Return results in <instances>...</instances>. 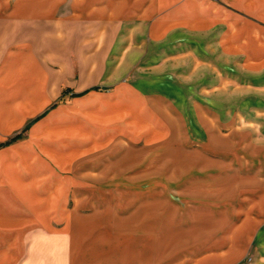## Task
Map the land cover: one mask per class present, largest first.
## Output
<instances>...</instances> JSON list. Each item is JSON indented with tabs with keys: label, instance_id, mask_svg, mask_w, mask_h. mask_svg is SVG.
Returning a JSON list of instances; mask_svg holds the SVG:
<instances>
[{
	"label": "crops",
	"instance_id": "1",
	"mask_svg": "<svg viewBox=\"0 0 264 264\" xmlns=\"http://www.w3.org/2000/svg\"><path fill=\"white\" fill-rule=\"evenodd\" d=\"M260 26L262 0H0V264H240L247 255L264 264V170L238 176L232 203L211 191L182 210L144 175H109V189L71 186L84 145L70 156L47 140L58 102L120 89L95 72L117 78L146 45L179 32H214L221 56L264 70Z\"/></svg>",
	"mask_w": 264,
	"mask_h": 264
},
{
	"label": "rangeland",
	"instance_id": "2",
	"mask_svg": "<svg viewBox=\"0 0 264 264\" xmlns=\"http://www.w3.org/2000/svg\"><path fill=\"white\" fill-rule=\"evenodd\" d=\"M256 41L264 45V39ZM220 50L214 32H179L146 45L142 62L139 58L132 70L118 71L115 80L110 71L95 72L100 85L119 84L120 89L58 102L47 140L53 150L68 145L70 156L78 146L85 149L78 160H71L70 185L109 189V175L121 176L118 182L126 175H144L149 191L165 192L166 202L182 210L194 196L211 191L234 202L238 176L264 170V70L245 72ZM206 59L215 69L200 64ZM222 78L228 79L223 91ZM146 132L151 136L144 139ZM93 140L95 149L85 146ZM144 143L147 147L137 148ZM78 165L89 173L83 181ZM98 173L102 177L92 179ZM119 185L112 183V189Z\"/></svg>",
	"mask_w": 264,
	"mask_h": 264
},
{
	"label": "built area",
	"instance_id": "3",
	"mask_svg": "<svg viewBox=\"0 0 264 264\" xmlns=\"http://www.w3.org/2000/svg\"><path fill=\"white\" fill-rule=\"evenodd\" d=\"M251 260V256L245 257L244 260L240 262V264H251Z\"/></svg>",
	"mask_w": 264,
	"mask_h": 264
},
{
	"label": "trees",
	"instance_id": "4",
	"mask_svg": "<svg viewBox=\"0 0 264 264\" xmlns=\"http://www.w3.org/2000/svg\"><path fill=\"white\" fill-rule=\"evenodd\" d=\"M0 145H2V144H0Z\"/></svg>",
	"mask_w": 264,
	"mask_h": 264
}]
</instances>
